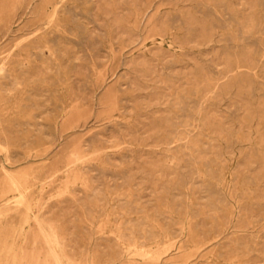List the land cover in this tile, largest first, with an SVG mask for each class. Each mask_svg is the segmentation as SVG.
Wrapping results in <instances>:
<instances>
[{"label": "rangeland", "instance_id": "obj_1", "mask_svg": "<svg viewBox=\"0 0 264 264\" xmlns=\"http://www.w3.org/2000/svg\"><path fill=\"white\" fill-rule=\"evenodd\" d=\"M0 264H264V0H0Z\"/></svg>", "mask_w": 264, "mask_h": 264}, {"label": "bare ground", "instance_id": "obj_2", "mask_svg": "<svg viewBox=\"0 0 264 264\" xmlns=\"http://www.w3.org/2000/svg\"><path fill=\"white\" fill-rule=\"evenodd\" d=\"M12 183H15V182L13 181ZM12 183H11V184H12ZM20 200H21V199H20ZM21 202H22V200H21ZM28 209H29V208H28Z\"/></svg>", "mask_w": 264, "mask_h": 264}]
</instances>
